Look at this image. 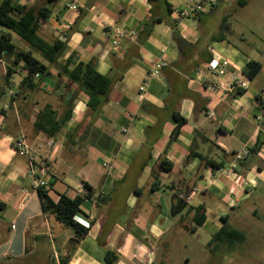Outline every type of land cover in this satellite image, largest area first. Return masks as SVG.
<instances>
[{"label":"crops","instance_id":"1","mask_svg":"<svg viewBox=\"0 0 264 264\" xmlns=\"http://www.w3.org/2000/svg\"><path fill=\"white\" fill-rule=\"evenodd\" d=\"M197 1L79 0L78 11H72L60 0H12L48 8L39 34L66 42L67 50L50 76H33V90H19L26 74L21 64L7 77L8 60L0 58V210L11 211L9 225H1L8 236L0 249L7 258L36 243L43 264L51 255L57 264V254H66L74 235L54 215L41 212L27 159L13 147L20 136L33 149L36 162L48 165L45 181L51 183L52 200L61 194L84 195L81 188L89 187L91 197L75 215L89 230L67 264H107V251L117 255L111 264H155L157 251L166 250V237L177 222L190 230L191 207H204L205 220L196 230L208 227L211 240L223 218L230 219L225 210L264 185V117L256 99L261 95L264 102V82L255 81L264 67L261 51L243 33L231 38L238 34L230 22L231 33L219 34L223 17L245 10L251 0H218L195 17L179 14ZM114 27L129 33L117 50L111 48ZM174 35L184 42L179 45ZM213 56L230 62L224 83L237 77L246 88L207 89L213 78L206 64ZM67 58L71 64L89 62L111 80L99 108L90 109L77 85L59 76ZM160 59L166 62L161 76L149 78L151 62ZM250 60L261 63L253 79L243 74ZM47 104L58 116L70 114L53 137L33 127L37 112ZM175 116L185 121L171 138ZM50 138L55 144L46 147ZM256 142L259 150L251 153ZM244 149L247 154L237 163L234 154ZM203 158L223 166L211 170ZM161 162L170 163L171 169L161 170ZM164 188L172 193L170 199L159 193Z\"/></svg>","mask_w":264,"mask_h":264},{"label":"trees","instance_id":"2","mask_svg":"<svg viewBox=\"0 0 264 264\" xmlns=\"http://www.w3.org/2000/svg\"><path fill=\"white\" fill-rule=\"evenodd\" d=\"M49 9L45 6L37 4H21L12 3V0H0V58H6L8 63L6 65V75L10 76L15 73L17 66L21 64L22 70L25 71V76L19 83V90L29 89L33 90L37 86L34 83L33 76L48 77L51 75V68L67 50L66 42L57 38L51 40L44 39L40 34V23L45 21L48 17ZM231 13L223 17L219 25V34L223 37L225 34H230L229 17ZM13 34L17 35L29 47L37 51L42 60L33 56L31 50H23L17 47L11 40ZM180 45L184 42L183 39L174 35V40ZM261 69V63L255 60H250L246 63L243 74L248 79H253ZM59 76H65L70 83L77 85L78 90L82 91L86 96V105L90 109H97L102 104L104 98L109 91L111 80L99 74L94 70L91 63L78 61L71 64L69 58L61 65L58 71ZM241 92V91H239ZM264 92V89H263ZM73 99V98H72ZM261 109L264 110V102L261 100V95L256 97ZM69 111L58 116L55 109L50 105L43 106L36 114L33 127L36 131L44 133L47 137H53L60 130L64 121L69 118ZM177 122L172 131L171 138H175L180 130V126L185 121L184 118L175 116ZM260 142L251 149V153H256L259 150ZM198 157L199 154L195 153ZM205 165L211 170L220 169L223 164L216 163L211 159L203 158ZM239 160L237 163H240ZM160 169L168 171L171 169V164L168 162H161ZM51 183L36 188L37 195L40 201L41 212L54 215L55 219L65 227H70L74 231L72 238L68 240L66 246V254L58 253L57 264H67L68 257L75 249L79 240L87 234L89 227L78 223L74 216L81 212V205L86 198L91 197L88 186H84L85 194L77 195L73 198L61 194L57 201H54L48 195V188ZM101 198H98L100 200ZM193 215L191 218V231H195L198 226H201L205 220L204 207L202 205L191 207ZM220 229L212 235L210 242H222L226 239H243V234L234 228L228 227L227 219ZM117 259V255L113 251H107L105 255V262L107 264L113 263ZM47 264H55V258L51 255Z\"/></svg>","mask_w":264,"mask_h":264},{"label":"rangeland","instance_id":"3","mask_svg":"<svg viewBox=\"0 0 264 264\" xmlns=\"http://www.w3.org/2000/svg\"><path fill=\"white\" fill-rule=\"evenodd\" d=\"M229 22L231 28L238 34L230 37L236 40L235 37L243 33L248 42L259 48L260 60L264 64V0H251L245 10L232 11ZM40 34L46 35L44 32ZM11 41L23 50H31L33 56L41 59L40 54L17 35L13 34ZM255 81L264 82V67ZM7 97V94L3 95L4 100ZM159 193L164 197L168 196L169 199L172 196L167 188L161 189ZM225 212L230 217L228 227L242 233V240L226 239L222 242H210L208 227L191 231L177 222L175 228L166 237L168 239L166 250L157 251L158 258L155 264H264V185L253 190L250 197L238 206L226 209ZM10 218V210H0V246L8 236L2 226L4 227L5 223L9 225ZM182 223H187L185 218ZM31 242L34 243V240ZM30 246L34 247L27 253ZM13 252L15 255L7 258L0 249V264H43V259L37 256L36 243L35 245L28 243L27 249L23 246L22 249Z\"/></svg>","mask_w":264,"mask_h":264},{"label":"built area","instance_id":"4","mask_svg":"<svg viewBox=\"0 0 264 264\" xmlns=\"http://www.w3.org/2000/svg\"><path fill=\"white\" fill-rule=\"evenodd\" d=\"M62 4L69 10L72 11H78L79 7V0H60ZM218 3V0H198L196 3H194L192 6H190L186 10H182L179 14L181 16H189V17H195V15L201 11H203L205 8H212L216 6ZM129 33H126L124 30L118 27H114L111 31V48L114 50H117L120 46V40L125 35H128ZM135 33H131L130 35H134ZM166 65V62L163 59L156 60L151 62L149 71H148V77L149 78H159L161 76V69L163 66ZM230 65V62L228 59L219 57V56H213L210 58V60L206 64V71L208 75L213 78L210 82L207 84V89H209L211 92L217 91V90H223V89H233L236 87L240 88H246L247 84L245 81H242L241 79H238L237 77H232L229 79L227 83H224L221 79L227 72V67ZM144 89V85H141L139 87V90L142 91ZM8 91L10 94L13 95V91L11 87H8ZM260 117H264V110L261 109ZM55 141L50 138L46 142V147H53ZM13 147L15 149V152L20 155L24 156L27 159L28 162V172L33 177V188L36 189L38 186H44L46 185L45 177L48 174V165L44 163H38L36 162V155L33 151V149L29 146L27 141L23 136H20L13 142ZM247 154V150H241L234 154V160L239 161L241 160L245 155ZM105 166V165H104ZM246 192H250L251 188H246ZM85 192L84 188H81V194ZM74 219L80 223L83 226H88L87 222L80 220L77 218V216H74Z\"/></svg>","mask_w":264,"mask_h":264}]
</instances>
